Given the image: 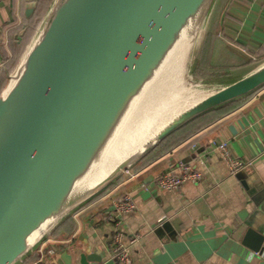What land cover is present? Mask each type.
<instances>
[{"label": "water", "instance_id": "95a60500", "mask_svg": "<svg viewBox=\"0 0 264 264\" xmlns=\"http://www.w3.org/2000/svg\"><path fill=\"white\" fill-rule=\"evenodd\" d=\"M216 2L51 1L0 93V264H18L63 218L168 135L264 86V59L233 70L231 80L214 88L193 85L206 95L158 121L145 144L124 159L118 155L103 172L150 82L190 26L187 84L191 53L198 40L199 49L204 44ZM241 184L254 206L249 217L264 214V184ZM35 231L41 233L32 240ZM233 237L258 255L256 264H264V220L245 221ZM57 263L116 264L98 248L73 257L62 251Z\"/></svg>", "mask_w": 264, "mask_h": 264}, {"label": "crops", "instance_id": "0c3cea01", "mask_svg": "<svg viewBox=\"0 0 264 264\" xmlns=\"http://www.w3.org/2000/svg\"><path fill=\"white\" fill-rule=\"evenodd\" d=\"M29 3L0 0V79L4 76L7 81L35 34L24 42L18 61L10 69V42L20 37L35 12L34 5L26 15ZM214 21L226 46L245 59L264 47V0H217L209 27ZM5 83L0 84V92ZM237 101L226 113L130 168L76 208L18 264H58L65 250L73 257L98 248L112 257L108 244L114 226L107 217L113 210L112 200L125 191L131 194L135 208L121 223L124 242L139 235L129 247L133 264H256L258 255L233 235L247 220L254 225L264 220L263 213L249 217L254 206L241 184H264V86ZM219 140L227 141L230 152L245 162L233 175L210 146ZM181 162L198 169L201 178L186 180L177 189L160 187L157 179L165 172L179 171ZM249 255L253 256L251 261Z\"/></svg>", "mask_w": 264, "mask_h": 264}, {"label": "bare ground", "instance_id": "6f19581e", "mask_svg": "<svg viewBox=\"0 0 264 264\" xmlns=\"http://www.w3.org/2000/svg\"><path fill=\"white\" fill-rule=\"evenodd\" d=\"M189 27L184 30L176 48L169 54L160 72L150 82L140 108L127 129L122 131L114 152L105 161L103 172L112 169L120 160L117 159L118 155L124 159L145 144L155 132L158 121H164L171 112L179 111L206 95V91L188 87L185 82L188 47L192 42ZM40 233L41 231H35L32 240Z\"/></svg>", "mask_w": 264, "mask_h": 264}, {"label": "trees", "instance_id": "16d2710c", "mask_svg": "<svg viewBox=\"0 0 264 264\" xmlns=\"http://www.w3.org/2000/svg\"><path fill=\"white\" fill-rule=\"evenodd\" d=\"M48 1L49 0H35V12L29 17V20L25 24L20 37L15 38L12 42H10L11 48L13 50V55L9 60V62L11 61V64L9 65L10 69H12L18 61L22 50L24 49V42L28 41L30 35L33 33L40 14H42V12L44 11V8L46 7ZM215 21L210 26L200 56L190 67L188 78L190 83L200 81L202 77H215L216 75L220 74L221 71H224L232 66L228 61H235L236 59H239L238 57H236V55H234V53H232V51L228 50L225 44L226 40L221 34L218 24ZM257 51L264 53V47H261V49H257ZM234 57L236 58L235 60L233 59ZM5 81L6 77L2 76L0 79V84H4ZM238 102L239 101H235L215 108L212 111H209L193 119L189 123L185 124L181 128L168 135L152 151H150L144 158H142L131 168H136L144 161L157 155L163 150L170 148L196 129L212 122L222 114L226 113L228 110L235 107ZM119 178L117 180H119Z\"/></svg>", "mask_w": 264, "mask_h": 264}, {"label": "built area", "instance_id": "2783aa9c", "mask_svg": "<svg viewBox=\"0 0 264 264\" xmlns=\"http://www.w3.org/2000/svg\"><path fill=\"white\" fill-rule=\"evenodd\" d=\"M1 41V38H0ZM210 146L216 149L225 161L228 167V171L231 175L235 174L240 169L244 168L245 162L239 157L234 156L228 147V143L225 140L212 141ZM129 170L124 173H128ZM202 176L201 172L194 168L188 162H181L179 171L177 172H165L158 179L157 184L166 189H177L186 180L196 181ZM113 210L108 214V219L113 223L114 229L110 237L108 248L112 258L116 264H133L129 247L132 243L138 240L139 235H131L127 238V242H124V233L121 229V223L125 215L131 213L135 204L132 196L129 192L125 191L117 195L112 200ZM35 264H56L47 263L44 261H38Z\"/></svg>", "mask_w": 264, "mask_h": 264}, {"label": "rangeland", "instance_id": "374dc122", "mask_svg": "<svg viewBox=\"0 0 264 264\" xmlns=\"http://www.w3.org/2000/svg\"><path fill=\"white\" fill-rule=\"evenodd\" d=\"M51 1L52 0H49L48 2H47V5H46V7L44 8V11L42 12V14H40V17H39V19H38V21H37V23H36V26H35V29H34V31H33V33H35L36 32V30H37V28H38V26L40 25V23H41V21H42V19H43V17H44V15H45V13H46V10H47V8H48V6L50 5V3H51ZM209 29H210V27H208V29H207V27H206V33H205V36H204V41H205V39H206V36H207V34H208V31H209ZM204 31H205V29H204ZM200 40H198V42L196 43V46H195V48H194V50H193V52L191 53V58H192V62H191V64L190 65H192V64H194L195 63V61H196V59H198V57L200 56V54H201V51H202V48H203V46L199 49V45H200ZM197 47H198V49H199V53H198V57L197 58H195L196 57V55H197V50L195 51V49H197ZM230 47V48H229ZM229 47H227L228 48V50H230V51H232V53H234V55H236V57H238L239 59H236L235 57L233 58L235 61H228L232 66L230 67V68H228V69H226V70H224V71H221L220 72V74H218V75H216L215 77H202V79L200 80V81H197V82H195V83H190L189 82V80H188V78H189V73H190V70L188 71V73H187V86L188 87H193V85L194 86H205V87H207V88H214V87H216V86H218V85H220V84H223V83H225L226 81H229V80H231V78L232 77H230L228 74L229 73H231L233 70H236V69H239V68H242V67H252V66H255L256 64H258L259 62H261L263 59H264V53H261V52H259V51H253L252 53H251V55L249 56V58H247V59H245L241 54H238L237 52H235L234 50H232L233 49V47H231V46H229ZM232 48V49H231ZM232 60V59H231ZM11 64V61L10 62H8V65H10ZM191 67V66H190ZM229 76V77H228ZM6 83L8 82V79H7V81H5ZM5 83V84H6ZM4 88V87H3ZM3 90V89H2ZM1 93V92H0ZM144 158V157H143ZM140 161V160H139ZM138 161V162H139ZM135 165V164H134ZM123 174H125V173H123ZM122 174V175H123Z\"/></svg>", "mask_w": 264, "mask_h": 264}, {"label": "clouds", "instance_id": "9594fccd", "mask_svg": "<svg viewBox=\"0 0 264 264\" xmlns=\"http://www.w3.org/2000/svg\"><path fill=\"white\" fill-rule=\"evenodd\" d=\"M252 258H253V256L249 255L248 260L251 261Z\"/></svg>", "mask_w": 264, "mask_h": 264}]
</instances>
